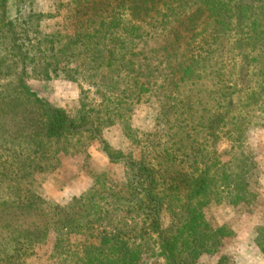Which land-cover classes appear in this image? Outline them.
Returning <instances> with one entry per match:
<instances>
[{
    "label": "trees",
    "instance_id": "obj_1",
    "mask_svg": "<svg viewBox=\"0 0 264 264\" xmlns=\"http://www.w3.org/2000/svg\"><path fill=\"white\" fill-rule=\"evenodd\" d=\"M35 4L0 0L6 40L0 81L10 78L0 82V264H21L51 235L57 264H149L142 260L149 239L165 264H201L204 256L232 264L225 246L235 232L212 224L208 211L216 205L252 211L257 202L249 139L264 129V0H67L55 12ZM202 17L209 34L156 89L141 71L143 44L159 28L178 33L176 25ZM44 20L54 21L50 31ZM102 73L132 77L133 85L120 96L100 94L90 107L80 100L74 115L27 83L97 80ZM143 93L155 98L153 120L168 126L155 142L152 133L136 137L130 123L128 111ZM117 122L134 149L105 139ZM80 138L96 141L109 162L129 170L126 190L91 188L64 205L31 193L33 174L69 154ZM254 242L264 255V219Z\"/></svg>",
    "mask_w": 264,
    "mask_h": 264
},
{
    "label": "rangeland",
    "instance_id": "obj_2",
    "mask_svg": "<svg viewBox=\"0 0 264 264\" xmlns=\"http://www.w3.org/2000/svg\"><path fill=\"white\" fill-rule=\"evenodd\" d=\"M60 1L67 0H36L35 9L42 12H55ZM8 6V14L13 17L12 1ZM53 22V20L42 21V28L50 31ZM176 27L179 28L178 33L174 30L170 32V27L165 30L159 28L143 44L139 55L142 57L141 65L145 66L144 70L141 69L143 72L141 73L155 79L156 89H161L172 79L176 65L182 56L186 57L193 49H197L201 37H206L210 32L209 21L205 17L195 20L192 25L180 24ZM4 43L6 44V40H0V54L5 53ZM115 76V74L102 73V78L97 80L94 77L88 80L78 76L75 81L63 78L51 80L30 78L27 83L50 105L74 115L79 109L80 100L90 107L97 103L100 94H105L107 98L120 96L124 88L133 85L132 77L116 78ZM9 79L0 82L9 81ZM102 85L105 87L102 88ZM145 93L139 102L134 99L136 104L131 111L130 109L128 111L131 113L130 123L133 131H137L136 137H144L152 133L151 137L155 142L160 130L168 126L163 125L166 123L165 119H161V125L153 120V109L157 104L153 102L155 98H152V101L148 99V102ZM104 136L114 148L124 151L134 149L132 138L124 134L119 122L107 128ZM249 143L256 153L257 161L255 190L258 198L254 209L251 211L244 205H216L208 211V219L212 224H227L235 232L233 239L225 246V252L232 257V264H264V255L259 252L254 242L255 229L264 219V129L252 134ZM136 149L138 151L139 147ZM128 175L129 170L123 164L108 161L96 141L80 138L69 154L59 155L48 167L33 174L30 191L47 203L64 205L72 197L87 192L91 188L101 193L124 192ZM162 224L164 227L169 224V211L166 207L162 212ZM53 241L54 236L51 235L46 244L36 246L33 253L26 256L21 264H57L50 258ZM147 246L150 249L144 251L142 260L149 264H165L164 260L156 254V246L152 240L149 239ZM213 261V257L204 256L200 263L212 264Z\"/></svg>",
    "mask_w": 264,
    "mask_h": 264
}]
</instances>
